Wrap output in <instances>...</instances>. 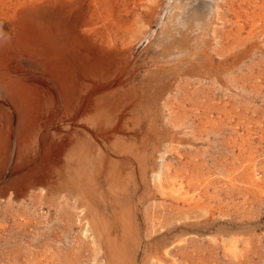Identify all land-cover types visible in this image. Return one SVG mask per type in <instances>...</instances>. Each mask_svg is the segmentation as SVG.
Segmentation results:
<instances>
[{"label": "bare ground", "instance_id": "bare-ground-1", "mask_svg": "<svg viewBox=\"0 0 264 264\" xmlns=\"http://www.w3.org/2000/svg\"><path fill=\"white\" fill-rule=\"evenodd\" d=\"M245 1L232 12L224 51L226 44L236 50L244 34H264V0ZM224 2L0 0V179L14 176L15 184L25 179L42 193L74 197L106 264L135 263L143 242L130 210L116 205L109 214L106 208L109 188L113 194L128 188L134 165L151 199L187 202L173 216L154 219L164 249L174 239L167 224L192 219L195 189L210 183L193 161L181 170L168 163L158 168L157 161L167 150L165 107L177 118L193 112L203 122L215 113L195 84L213 66ZM183 81L184 93L167 101Z\"/></svg>", "mask_w": 264, "mask_h": 264}, {"label": "rangeland", "instance_id": "rangeland-1", "mask_svg": "<svg viewBox=\"0 0 264 264\" xmlns=\"http://www.w3.org/2000/svg\"><path fill=\"white\" fill-rule=\"evenodd\" d=\"M230 1L225 0L216 25L219 40L213 45V66L195 84L202 99L210 98L216 106L215 113L203 122L193 112H181L177 118L173 107L163 110L164 150L173 149L164 151L157 167L168 163L181 170L184 162L193 161L210 177L208 185L195 189L199 205L192 219L167 224L174 239L164 249L163 237L154 232V219L173 216L177 206L187 202L173 196L167 202L151 199L148 181L139 179L136 165L128 188L122 186L114 194L109 188V214L116 205L123 206L139 225L143 242L133 264H264V34L249 39L244 34L236 50L227 44L222 50L233 10L247 3ZM183 84L167 101L184 93ZM208 120L213 124L205 127ZM14 180L0 179V264H106L95 231L74 197L48 195L25 184V179L19 185ZM101 185L108 190L105 181ZM188 220L193 224L177 228ZM157 249L161 254L154 256Z\"/></svg>", "mask_w": 264, "mask_h": 264}]
</instances>
